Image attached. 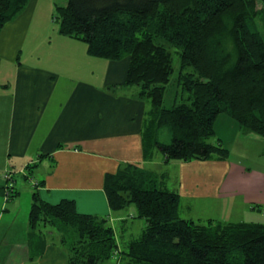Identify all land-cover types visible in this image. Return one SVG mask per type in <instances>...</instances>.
Here are the masks:
<instances>
[{"label": "trees", "instance_id": "obj_1", "mask_svg": "<svg viewBox=\"0 0 264 264\" xmlns=\"http://www.w3.org/2000/svg\"><path fill=\"white\" fill-rule=\"evenodd\" d=\"M31 0H0V31ZM261 0H68L57 6L63 36L78 39L95 58L130 59L126 86L150 102L143 129L144 159L226 160L230 151L216 136L226 114L242 132L264 138V3ZM262 29V31H261ZM180 57L182 99L165 106ZM187 69H191L185 73ZM168 128L170 140L158 134ZM36 164L26 169L29 178ZM115 211L137 209L142 233L120 253V264H264V223L180 217L181 196L168 175L127 164L105 176ZM37 187V184H35ZM13 190V188H11ZM14 191V190H13ZM32 256L44 254L42 226L63 236L67 264H106L118 254L115 229L106 218L77 211L74 201L52 205L35 191L29 216Z\"/></svg>", "mask_w": 264, "mask_h": 264}, {"label": "crops", "instance_id": "obj_2", "mask_svg": "<svg viewBox=\"0 0 264 264\" xmlns=\"http://www.w3.org/2000/svg\"><path fill=\"white\" fill-rule=\"evenodd\" d=\"M58 3L31 0L0 31V224L4 218L9 221L0 229V264L68 263L63 236L59 232L60 239H55L58 230L49 225L41 227L44 254L32 256L29 216L35 191L49 204L70 200L79 213L106 218L119 248L126 247L135 239V227L142 233L145 226L130 221L136 215L110 208L104 184L106 174L127 164L166 173L168 187L181 196L183 219L234 222L222 218L224 200L251 222L264 217L262 170L229 158L166 163L157 152L154 160L144 159L150 102L140 96L139 87L125 85L130 59L92 57L84 42L61 35L60 26L54 25L56 6L67 4ZM32 162L41 172L33 182L31 201L22 206L9 170L16 165L26 171ZM23 208L26 218L16 229ZM122 257L118 253L108 264H120Z\"/></svg>", "mask_w": 264, "mask_h": 264}, {"label": "rangeland", "instance_id": "obj_3", "mask_svg": "<svg viewBox=\"0 0 264 264\" xmlns=\"http://www.w3.org/2000/svg\"><path fill=\"white\" fill-rule=\"evenodd\" d=\"M58 2H63L64 5L67 4L68 0H58ZM65 2V3H64ZM58 3V5H60ZM57 7V6H56ZM55 11V10H54ZM54 25L57 27L60 26V23L57 21H54ZM262 31V29H261ZM263 37H264V31H262ZM24 59V57H23ZM173 66H174V73L172 75L171 83L168 86L166 99H165V106L166 107H172L175 103L180 102L182 99V89L181 85L177 83V80L180 75V57L177 53L173 52ZM191 71V69H187L185 71L188 72ZM238 124L232 120L228 115L222 114L218 118V121L216 123V136L212 139V142L217 144L219 141H222L223 145L231 151L229 160L232 162L242 163L246 167L252 168L254 171H264V138L254 134L245 132V134H239L237 131ZM239 130V127H238ZM238 138H241L238 140ZM158 140L161 142H168L170 140V132L169 129L163 128L158 134ZM39 158V157H38ZM37 161V160H36ZM33 164V162H32ZM15 165V164H14ZM25 169V166H12L9 172H13L15 175V187L16 190L20 192V204L22 206L28 205V202H30V198L33 192V182L34 180L39 176L38 173L41 172V169H38L37 167L34 168V172L29 178H26V174L29 173V170L26 169V171L22 170ZM14 184V183H13ZM9 185L8 187H10ZM31 189V191H28L27 189ZM185 203V202H184ZM183 205V202H182ZM206 206V205H205ZM204 206V207H205ZM216 206V205H214ZM218 206V205H217ZM22 208V207H21ZM201 207H198V211ZM220 211L222 212V218H228V220H234V222H237L239 220L251 222V218L247 214L242 215V211L236 212L235 205H232L230 201H223L222 208L220 207ZM21 210V209H20ZM127 213L137 215V209L135 206L129 207L127 210ZM264 213V210H263ZM18 223H16V229L20 227L21 222H24V218H26V209L23 208L22 211H18ZM180 215L183 217L184 212H181ZM264 215V214H263ZM232 218H231V217ZM241 216V218H240ZM221 217V216H220ZM260 219H252L257 220L254 222H260L264 223V217H259ZM6 218L3 219L2 225L0 224V229L3 228L4 225H8L9 221H5ZM137 225H144L145 226V220L135 218L134 220ZM196 222V221H195ZM4 223V225H3ZM206 223V222H205ZM54 236L55 239H60V233L57 232ZM135 238L139 234H141L140 229L138 226L134 229ZM126 247L122 246L120 247L118 252L120 253L122 250H124ZM68 250V249H67ZM122 256V255H121ZM116 258V257H115ZM115 258L110 261V263H114ZM108 264V262L106 263Z\"/></svg>", "mask_w": 264, "mask_h": 264}, {"label": "built area", "instance_id": "obj_4", "mask_svg": "<svg viewBox=\"0 0 264 264\" xmlns=\"http://www.w3.org/2000/svg\"><path fill=\"white\" fill-rule=\"evenodd\" d=\"M11 178H12L11 173H8V174L6 175V179H7V180H11Z\"/></svg>", "mask_w": 264, "mask_h": 264}]
</instances>
